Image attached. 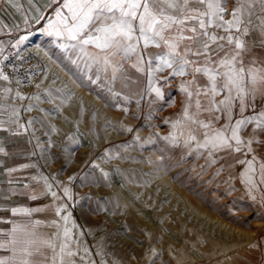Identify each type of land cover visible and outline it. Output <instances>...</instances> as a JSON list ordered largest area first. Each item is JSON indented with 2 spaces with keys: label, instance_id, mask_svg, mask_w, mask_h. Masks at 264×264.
Wrapping results in <instances>:
<instances>
[{
  "label": "rangeland",
  "instance_id": "1",
  "mask_svg": "<svg viewBox=\"0 0 264 264\" xmlns=\"http://www.w3.org/2000/svg\"><path fill=\"white\" fill-rule=\"evenodd\" d=\"M19 2L29 10L28 0ZM47 3L48 0H33L30 14H35V7H39L46 16L50 15L52 10L46 7ZM228 3L231 9L233 0ZM17 23L19 29L13 27ZM0 27L7 28V34L12 33L0 44L3 48L0 59L10 57L15 50L21 51L29 39L19 49L12 45L19 36L31 33L29 38L34 35L33 39H38L77 82L91 91L92 97L100 99L115 115V119L108 120L93 113L94 119H90L89 114L82 112L91 111L88 104H79L80 112L68 99L64 102L65 98L56 88L51 89L57 96L55 106L45 107L49 117L37 112L26 114L24 109L28 104L21 106V122L27 124L32 120L33 123L27 131L20 129L19 134L9 131L11 144L18 145V149L11 151L10 155L16 159L7 166L15 171H7L6 175L17 195L13 196L15 200L0 205V234L9 231L13 222L28 220L43 221L39 228L43 233L53 232L55 229L49 225L56 220L62 232L61 217L70 213L72 222L68 221L67 227L73 234L70 246L74 251L79 247L77 264H88V261L95 264H264V201L259 190L248 192L241 179L247 165L239 163L255 155L258 168L259 162L264 161V144L254 142V152L247 156L221 151L215 154L216 163H210L206 150L190 151L182 140L173 145L162 138L172 131L170 124L163 123L164 119H175L180 110L183 97L177 88L179 78L173 79L170 91L176 103L158 111L160 104L150 102L153 97L141 95L146 79L134 70L132 75L140 82L127 87L119 80L109 83L102 72L100 80L96 81L95 65L89 71L82 60L73 64L72 60L77 58L75 50H62L59 44L63 41L42 34L39 25H24L20 13L10 6L0 7ZM258 36V31H252L246 37L249 44L253 42V53L248 58L255 56L258 61H264V47L260 46ZM23 60L20 62L24 65L27 59ZM27 64L24 67L28 69ZM0 86L11 87L12 95L16 90L23 92L12 86L11 81H0ZM256 104L258 112L262 105L259 100ZM252 114V108L245 112V115ZM237 118L239 116L234 115V120ZM223 123L222 119L216 126ZM129 128L132 130L128 131ZM254 129L255 124L248 125L242 131L243 138L247 140ZM256 141H264V132L256 130ZM192 148L195 149L194 144ZM45 176L59 199L47 192L42 179ZM166 180L187 193L199 206L244 229L249 234L245 243L219 259L203 252L199 245L205 237L192 241L194 234L186 228L188 223L215 237L226 234L187 210ZM65 187L70 190L71 198L64 195ZM61 206L63 211L57 216L55 210ZM13 208L32 210L31 216L23 212L13 214ZM169 233L189 245L185 247L184 259L174 256L176 245L170 242ZM85 248L88 256L80 261ZM197 252L203 257L199 259Z\"/></svg>",
  "mask_w": 264,
  "mask_h": 264
},
{
  "label": "snow or ice",
  "instance_id": "2",
  "mask_svg": "<svg viewBox=\"0 0 264 264\" xmlns=\"http://www.w3.org/2000/svg\"><path fill=\"white\" fill-rule=\"evenodd\" d=\"M28 5L29 10H25L19 0H0V7L15 9L27 27L39 25L42 34L63 41L59 44L62 50H75L73 64L82 60L89 71L95 65L96 81L101 72L109 83L119 80L125 87L140 82L132 70L145 77L146 88L141 95L153 97L150 102L160 104L158 111L176 103L170 91L173 79L179 78L177 88L183 99L177 117L163 121L172 129L162 137L164 140L173 145L182 140L190 151L206 150L210 163H216L215 154L221 151L247 156L254 152V142L264 144L256 141V130L264 132V61L248 58L251 46L246 40L252 31H258L260 46L264 47V0H233L231 9L228 0H48L46 7L52 11L47 16L39 7L30 14L33 0H28ZM13 27L19 29L20 25ZM29 35L19 36L12 47L19 49ZM7 59L3 56L0 65ZM0 81H10L2 66ZM12 93L11 87L0 88V129L19 134L33 121L21 122L17 101L26 97L19 90ZM27 99L38 101L40 97ZM257 100L262 105L258 112ZM248 108L254 114L245 115ZM32 109L28 104L24 110ZM234 115L239 118L234 120ZM222 119L225 123L217 127ZM252 124L255 129L245 140L242 131ZM0 152H4L3 147ZM256 160L252 155L239 161L247 165L241 179L250 194L259 190L264 201V161L257 168ZM42 179L47 192L59 199L51 191L48 178ZM63 192L71 198L67 187ZM62 211L63 206L57 207L55 214L60 216ZM12 212L31 216L32 210L13 208ZM69 216L61 217L62 232L56 220L50 222L55 229L51 233L39 231L44 223L41 220L13 222L9 231L0 234V264H77L79 247L74 251L70 246L73 234L67 227ZM87 256L85 248L79 260L85 261Z\"/></svg>",
  "mask_w": 264,
  "mask_h": 264
},
{
  "label": "bare ground",
  "instance_id": "3",
  "mask_svg": "<svg viewBox=\"0 0 264 264\" xmlns=\"http://www.w3.org/2000/svg\"><path fill=\"white\" fill-rule=\"evenodd\" d=\"M33 36L29 38V42H27L24 45V48L21 49L19 53L23 57H27L28 60L27 65L29 66L28 68L29 83L20 81V79L17 80L19 81L18 84L19 86L17 85V87H19L20 90H23L22 93L26 97V99L23 101H17L18 104L20 106L24 104L33 105L32 111L31 112L25 111L26 114L32 115L35 112H37V113H43L45 117H49L50 113L46 112L45 107H49L53 105V103H55L57 96H55V93H53L51 89L53 90V88H56L60 92V95L63 98H65L64 102H66V100L68 99V102L73 104V106L79 107L78 110L80 112L82 109H81V105L79 106V104L81 103L88 104L91 108V111L83 110L82 112L89 114L90 119L93 118V113L101 114L104 118L108 120L115 119V115L104 105V103L100 99L96 97H92L93 95L91 96V94L89 93L91 91H87L86 88H84L79 82H77L74 79V77L69 72H67V69L65 70V68H63L60 65V63H58V61L55 60V58L50 53V51L41 46L40 41L38 39H33L34 38ZM45 52H47V55H45ZM37 85H39V87H37ZM32 90L33 92H31ZM47 94L50 95L49 99L47 98ZM37 95H39L40 97L38 101L35 99H27V97H35ZM36 105H38L40 109L36 107ZM57 115L58 112L52 115V117L54 118ZM165 182H168V184L171 185V191L181 201V203L185 205L187 210L191 211L197 217L206 221L207 224H212L213 226L217 227V230L221 231L222 234H226V236L224 235L225 237L222 235L215 237L212 234L207 233V231H202L199 227L195 226L194 224L192 226L191 224L188 223L186 225V228L194 234V236L191 238L192 241H194L195 238L205 237V240L201 242V245H199L200 243L198 244L203 252L210 253V255L215 257V259H219L221 256H225L227 252H230L232 250L235 251L245 243V239L249 237V234H247L244 229L237 227L236 225H233L232 223L226 221L225 219L217 215H214L213 213L203 208L202 206H199L198 204L192 201V199L189 197L187 193L182 191L178 186H176L172 182L168 180H166ZM72 228L74 229V227ZM169 237H170V242L176 245V252L174 253V256H176L177 258L184 259V257L186 256L185 247L187 248L189 247V245L182 243L180 238L173 235L172 233H169ZM195 254L196 256L199 257V259L203 257L198 252Z\"/></svg>",
  "mask_w": 264,
  "mask_h": 264
},
{
  "label": "crops",
  "instance_id": "4",
  "mask_svg": "<svg viewBox=\"0 0 264 264\" xmlns=\"http://www.w3.org/2000/svg\"><path fill=\"white\" fill-rule=\"evenodd\" d=\"M6 32L7 28L2 29L0 27V44H2L1 42L3 41H7L8 37L12 35L11 32H9V34H7ZM250 46L251 52L249 53V57L253 53V42L250 43ZM3 87L0 86V88ZM4 119H6V117H4ZM5 127H7V125H5ZM11 137L12 136L10 135L9 131H4L3 129H0V147L4 148V152H0V205L15 200L13 199V196L17 195V190L12 188V182H10V180L8 179L10 177L6 175L7 171H9V168H7V166H9L8 164L16 159L15 156H11L10 153L11 151L14 152L18 149V145L11 144L13 143L12 140H10L12 139Z\"/></svg>",
  "mask_w": 264,
  "mask_h": 264
},
{
  "label": "built area",
  "instance_id": "5",
  "mask_svg": "<svg viewBox=\"0 0 264 264\" xmlns=\"http://www.w3.org/2000/svg\"><path fill=\"white\" fill-rule=\"evenodd\" d=\"M15 50L13 51L9 57V59L4 61V64H2V67L5 71L6 74L9 75L10 77V81L12 86L16 87L17 84V80L20 79V81H23L25 83H29V70L27 69V67H24V65H26L28 60H25L26 63H24V65L22 64V62L24 61L23 58L27 59V57H21V55ZM16 54V55H13ZM22 61V62H20ZM19 86V85H18Z\"/></svg>",
  "mask_w": 264,
  "mask_h": 264
}]
</instances>
